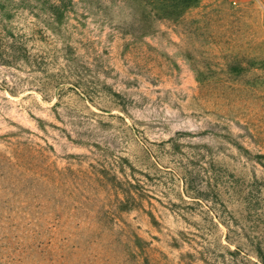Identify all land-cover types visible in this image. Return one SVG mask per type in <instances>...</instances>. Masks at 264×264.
Segmentation results:
<instances>
[{
    "label": "rangeland",
    "instance_id": "obj_1",
    "mask_svg": "<svg viewBox=\"0 0 264 264\" xmlns=\"http://www.w3.org/2000/svg\"><path fill=\"white\" fill-rule=\"evenodd\" d=\"M0 264H260L264 0H0Z\"/></svg>",
    "mask_w": 264,
    "mask_h": 264
},
{
    "label": "trees",
    "instance_id": "obj_2",
    "mask_svg": "<svg viewBox=\"0 0 264 264\" xmlns=\"http://www.w3.org/2000/svg\"><path fill=\"white\" fill-rule=\"evenodd\" d=\"M3 44V42H0V53H1V58H3L2 56L4 55L2 52V48L1 45ZM257 255H258V262L260 264H264V250L262 248H258L257 249Z\"/></svg>",
    "mask_w": 264,
    "mask_h": 264
}]
</instances>
